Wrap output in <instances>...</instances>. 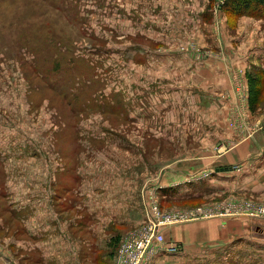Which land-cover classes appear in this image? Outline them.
Masks as SVG:
<instances>
[{"label":"rangeland","instance_id":"obj_1","mask_svg":"<svg viewBox=\"0 0 264 264\" xmlns=\"http://www.w3.org/2000/svg\"><path fill=\"white\" fill-rule=\"evenodd\" d=\"M222 2L0 0V147L7 152L0 153L3 258L12 245L18 257L30 245L20 239L21 221L27 216L9 214L7 198L21 203L26 193L42 185L53 204L60 202L58 213L48 205L44 211L60 216L63 223L70 216L63 212L64 203L73 194L65 186L83 194L80 190L98 184L103 189H138L142 223L153 197L160 210L190 213L189 218L199 209L248 200L256 204L250 223L261 224L257 219H264L259 206L264 199L259 197L226 195L177 204L161 192L173 181L174 164L196 167L204 156L226 152L236 136L240 140L264 133V77L254 81L256 90L251 91L257 74L245 70L242 61L264 33L252 20V29L235 36L242 17L230 27ZM210 60L223 64L226 79L210 82L215 90L209 91L196 73ZM123 92L130 97L128 110L121 104ZM105 100L115 104L114 110L104 112ZM123 109L125 115H119ZM10 123L16 140L25 131L38 153L12 157L6 141ZM17 126L23 131L16 132ZM202 176L201 172L184 182ZM227 211L211 218H248L230 216L236 208ZM102 264L110 262L105 259Z\"/></svg>","mask_w":264,"mask_h":264},{"label":"crops","instance_id":"obj_2","mask_svg":"<svg viewBox=\"0 0 264 264\" xmlns=\"http://www.w3.org/2000/svg\"><path fill=\"white\" fill-rule=\"evenodd\" d=\"M252 20L257 24L256 30L263 34L264 20L242 17L235 36L245 29H252ZM242 61L245 70L264 71V39L254 41ZM206 66L197 71L196 76L203 79L202 82L206 83L209 91L215 90L209 83L226 79V70L219 61L210 60ZM212 79L214 80L211 81ZM198 90L202 91L201 88ZM129 99L123 92L120 100L127 110ZM164 106L166 111L167 103ZM98 110L99 113L105 112ZM119 112V115H125L124 109ZM243 124L246 125L244 121ZM7 125L9 137L6 141H10L7 150L12 157L17 160L38 153L36 144L25 131L22 134L23 140H16L19 139L14 135L17 133H10L11 123ZM20 128L22 127L17 126L16 132L22 130ZM232 142L234 144L224 153L206 155L203 152L202 155L208 157L204 156V161L197 163L196 167L174 164L173 181L171 184L165 181L168 184L166 187L172 188L165 200L177 201L178 204L180 201L224 198L226 195L264 199V133H250L248 139L240 140L236 136ZM0 153L7 156V152L1 147ZM185 160L189 161L188 158ZM205 170L211 174L198 178L196 182H184L189 175ZM77 178L79 179L75 174L74 183H77ZM65 187L73 194H69L64 203L63 208L66 210L63 212L70 213L69 217H65L68 219H64V223L60 216L55 217L44 211L46 205L52 211H57V204L60 202L53 204L46 197L48 190L43 185L33 193H26L27 197L21 199V203L17 199L7 198L9 214L12 213L13 217L27 216L23 218V223L21 221L24 229L20 239L30 245L29 249H23L20 257L12 245L11 251L6 249L4 258L0 254V264H102L105 259L112 264L115 249L125 232L143 221L141 192L136 188L119 185L103 189V186L96 184L89 185L86 191L80 190L83 194H78L74 187ZM72 212L75 215L72 216ZM64 213H61L62 216ZM225 218L190 220L164 227L162 233L165 241L173 243L176 250L172 253L160 252L151 264H216L215 260L217 264H264V219H257L261 224L254 226L253 222L250 223L254 219L249 217ZM173 254L176 255L172 256ZM227 258L230 260L225 261Z\"/></svg>","mask_w":264,"mask_h":264},{"label":"built area","instance_id":"obj_3","mask_svg":"<svg viewBox=\"0 0 264 264\" xmlns=\"http://www.w3.org/2000/svg\"><path fill=\"white\" fill-rule=\"evenodd\" d=\"M151 201L153 203L148 204L145 213L147 219L123 236L116 249L113 264H151L160 252H175L176 246L173 243H166L162 229L176 223L196 220L192 218L197 215H201L205 219L211 218L213 215H227L229 213L227 210L231 207L236 208L237 211L230 216L244 215L251 217L256 215L254 214L256 204L248 200H231L221 205L217 204L211 210L199 209L198 213L191 215L192 218H189L190 213H183L182 211H162L154 202L153 197H151ZM259 206H262L263 214L261 216H264V202ZM222 209L225 212H221Z\"/></svg>","mask_w":264,"mask_h":264},{"label":"trees","instance_id":"obj_4","mask_svg":"<svg viewBox=\"0 0 264 264\" xmlns=\"http://www.w3.org/2000/svg\"><path fill=\"white\" fill-rule=\"evenodd\" d=\"M220 8L222 12H226L228 14L229 21L232 22L230 27L234 25L236 19L240 17H248L254 18L259 20H264V0H223L220 4ZM209 17V16H205ZM257 74L255 77L253 76L251 79L250 90L255 91L254 88V81L255 80H262L264 77V71L261 69L255 70ZM254 95V93L252 94ZM116 101V99H115ZM104 104L106 107L104 108L105 112L114 110L115 104L110 103L109 101L105 100ZM172 188L164 187L161 192L164 198H166V194Z\"/></svg>","mask_w":264,"mask_h":264}]
</instances>
